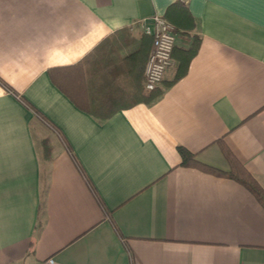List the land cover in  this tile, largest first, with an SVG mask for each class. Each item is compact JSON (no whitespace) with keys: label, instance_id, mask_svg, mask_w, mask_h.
Masks as SVG:
<instances>
[{"label":"crops","instance_id":"0c3cea01","mask_svg":"<svg viewBox=\"0 0 264 264\" xmlns=\"http://www.w3.org/2000/svg\"><path fill=\"white\" fill-rule=\"evenodd\" d=\"M155 14L176 41L146 102L140 57H121ZM124 29L130 43L88 87L99 122L48 68ZM219 138L264 190V0H0V264H264L251 193L180 164L177 146L228 170Z\"/></svg>","mask_w":264,"mask_h":264},{"label":"trees","instance_id":"16d2710c","mask_svg":"<svg viewBox=\"0 0 264 264\" xmlns=\"http://www.w3.org/2000/svg\"><path fill=\"white\" fill-rule=\"evenodd\" d=\"M173 23L178 27L177 23H179V20L173 21ZM132 38L133 36L128 29L121 30L117 32L115 36L110 37L109 40H107V42L105 43V45H103L99 49H94L81 61L69 66L48 68L49 77L52 82L62 92H64L77 107L93 115V117H95L99 122H103L106 118H108L109 115H99L88 105L89 103L87 96L89 94V84L91 80H98L101 77V71L103 70L104 65L107 62L111 65L113 63L112 61L116 60V58L119 57L121 49L128 45ZM139 38V46L129 55L121 57V59H128L130 57L136 59L137 57H140V61L144 66L147 58L145 44H147V40L149 39L152 42V37L143 33L140 35ZM194 51L195 47L193 46L190 47L187 52L191 53ZM186 64L187 56H185L184 60H181L177 63V66L175 68L174 79L179 77L184 72ZM163 91L164 88L158 89L157 86L155 89L149 90L148 93L142 94V96H140L137 100L141 99L146 102L155 101L162 95ZM38 142L40 157H42L44 160H48L52 150L50 138L48 136H45L39 138ZM216 142L219 144L221 151L229 164L228 170H222L217 167L203 163L195 158L194 153L188 151L182 146H177V150L181 157L180 164L183 166L194 167L201 171L211 173L216 176L232 179L238 182L251 193L257 203L264 210V190L262 189V187L258 184L254 177L245 169L243 164L236 158V156L232 153V151L222 141L221 138L217 139Z\"/></svg>","mask_w":264,"mask_h":264},{"label":"built area","instance_id":"2783aa9c","mask_svg":"<svg viewBox=\"0 0 264 264\" xmlns=\"http://www.w3.org/2000/svg\"><path fill=\"white\" fill-rule=\"evenodd\" d=\"M152 26L142 25L145 33L152 37V47L143 69L145 90L155 89L162 81L166 69L172 64V50L176 41L175 27L161 15L151 16ZM53 258L46 259L45 264H52Z\"/></svg>","mask_w":264,"mask_h":264}]
</instances>
